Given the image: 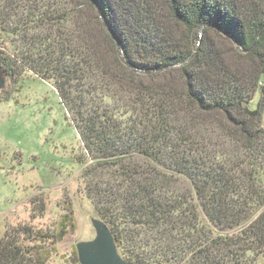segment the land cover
<instances>
[{
	"label": "trees",
	"instance_id": "trees-1",
	"mask_svg": "<svg viewBox=\"0 0 264 264\" xmlns=\"http://www.w3.org/2000/svg\"><path fill=\"white\" fill-rule=\"evenodd\" d=\"M0 66L54 85L86 197L125 261L256 264L264 0H0ZM69 228L70 210L56 235L6 229L0 264H49Z\"/></svg>",
	"mask_w": 264,
	"mask_h": 264
},
{
	"label": "rangeland",
	"instance_id": "rangeland-1",
	"mask_svg": "<svg viewBox=\"0 0 264 264\" xmlns=\"http://www.w3.org/2000/svg\"><path fill=\"white\" fill-rule=\"evenodd\" d=\"M223 46L231 52L227 43ZM0 96H7L0 102V238L20 225L56 235L70 210L73 228L50 248L49 264H77L79 245L95 241L104 223L85 194L76 130L49 81L24 74L14 83L5 76ZM260 100L256 93L244 107L254 110ZM260 165L263 159L254 169L264 184ZM36 202H43V213ZM257 259L264 264V252Z\"/></svg>",
	"mask_w": 264,
	"mask_h": 264
},
{
	"label": "water",
	"instance_id": "water-1",
	"mask_svg": "<svg viewBox=\"0 0 264 264\" xmlns=\"http://www.w3.org/2000/svg\"><path fill=\"white\" fill-rule=\"evenodd\" d=\"M99 15V13H98ZM99 17H101L99 15ZM202 29L199 30L201 34ZM5 87V72L0 66V91ZM245 106V104H244ZM95 241L79 245L77 256L80 264H130L118 253L113 237L104 224H99Z\"/></svg>",
	"mask_w": 264,
	"mask_h": 264
}]
</instances>
